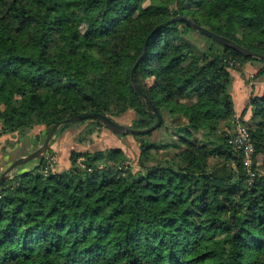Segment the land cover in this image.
I'll return each mask as SVG.
<instances>
[{"label":"trees","instance_id":"16d2710c","mask_svg":"<svg viewBox=\"0 0 264 264\" xmlns=\"http://www.w3.org/2000/svg\"><path fill=\"white\" fill-rule=\"evenodd\" d=\"M179 16L264 55V0H0V137L43 126L46 138L90 112L133 110L130 127L147 129L158 121L147 98L163 118L134 135L137 170L107 148L73 152L61 172L45 174L44 158L10 176L0 264H264V92L241 116L230 93L232 69L260 62V77L264 60ZM85 123L89 136L105 127L58 132ZM238 123L255 144L253 178ZM161 129L167 138L153 139Z\"/></svg>","mask_w":264,"mask_h":264},{"label":"rangeland","instance_id":"374dc122","mask_svg":"<svg viewBox=\"0 0 264 264\" xmlns=\"http://www.w3.org/2000/svg\"><path fill=\"white\" fill-rule=\"evenodd\" d=\"M191 36L193 39H198L200 42H202L200 40L201 37L199 34L191 33ZM255 63L262 66V63L260 62ZM240 68H242V66H240ZM233 71L235 70L232 69V72ZM253 77L254 76H251L252 79ZM135 117L136 113L133 110H129L124 115L115 117L113 119L119 124L130 127ZM86 126L87 123L71 125L70 127H66L59 132L57 131L58 133H55L50 142V148L48 150L50 151V149H52L54 152L53 154L57 156L58 161L56 167L54 168L55 171L61 172L67 170L71 166L70 157L75 151H96L107 148H122L126 152L132 168L134 170L138 169L140 148L138 140L133 134L117 135L111 132L108 128L104 127L98 132H95L93 135L89 136L85 134ZM1 127L2 125L0 124V129ZM45 132V127L36 126L32 129L26 130L24 133L16 132L1 136L0 176L16 159L24 157L40 148L45 141ZM152 138L163 140L167 137L165 131L161 129L155 132ZM259 161L260 164H262L264 161V156H260ZM39 162V158H35L29 162H26L11 171L10 176L26 168L33 169Z\"/></svg>","mask_w":264,"mask_h":264},{"label":"water","instance_id":"95a60500","mask_svg":"<svg viewBox=\"0 0 264 264\" xmlns=\"http://www.w3.org/2000/svg\"><path fill=\"white\" fill-rule=\"evenodd\" d=\"M174 20H182V21L187 22L191 27L196 29L198 32L211 37L212 39H214L215 41H217L218 43H220L226 47H229L231 49L238 51L239 53H241L244 56L256 57V58H260V59L264 60V55L250 51V50L244 48L243 46L237 44L236 42H234V41H232V40H230L224 36L218 35V34L214 33L213 31H211V30H209V29H207L201 25L196 24L195 22H193L191 19H189L187 17H180L179 16V17L174 18ZM146 46H147V43L145 44V48H146ZM142 57H143V55L141 56V58ZM141 58L138 60V62L134 66V69L137 67L138 63L141 61ZM133 80H134V77H133ZM136 89L138 90V92L143 97H146L137 86H136ZM147 103L150 106V108H152L154 110V113L158 117V121L156 122V124H154L153 126L147 128V129L139 130V129H134V128L119 124L117 121H115L110 116H107V115H104V114L98 113V112L83 113V114H80V115H77V116H74L72 118H68L64 121L56 123L51 128L49 133L47 134L45 141L40 148H38L34 152L29 153L28 155H26L24 157H20V158L16 159L1 174L0 186L7 179L10 178L11 171H13L16 167L23 165L24 163L29 162L35 158H39L40 160L44 159L48 153L49 148H50V142H51L53 136L58 131V129L64 124L76 123V122H80V121L87 120V119H98L106 128H108L111 132H113L114 134H117V135H122V134L138 135V134H146V133L153 132L154 130L158 129L161 126V124L163 122V118H162L161 114L158 112V110L152 105L151 101L148 98H147Z\"/></svg>","mask_w":264,"mask_h":264},{"label":"crops","instance_id":"0c3cea01","mask_svg":"<svg viewBox=\"0 0 264 264\" xmlns=\"http://www.w3.org/2000/svg\"><path fill=\"white\" fill-rule=\"evenodd\" d=\"M261 67L262 66L256 63H247L243 66L241 71L232 72L233 82L230 93L232 94L238 116H241L242 112L245 110L247 102L252 94H262L264 92V75L260 77L257 76ZM251 76H254L253 79ZM250 116L251 110L249 109L244 119H249Z\"/></svg>","mask_w":264,"mask_h":264},{"label":"built area","instance_id":"2783aa9c","mask_svg":"<svg viewBox=\"0 0 264 264\" xmlns=\"http://www.w3.org/2000/svg\"><path fill=\"white\" fill-rule=\"evenodd\" d=\"M239 63L232 62V66L238 67ZM233 143L240 150L243 151V161L246 169L248 171V175L253 178L255 177L256 172L253 171L252 166L254 162L255 155V144L252 139V135L250 133L249 128L243 123H238L235 129V134L233 138ZM46 159V168L45 174H48L51 169H54L57 165V156L55 154H48L45 157Z\"/></svg>","mask_w":264,"mask_h":264}]
</instances>
